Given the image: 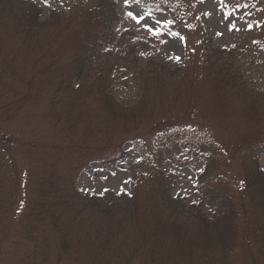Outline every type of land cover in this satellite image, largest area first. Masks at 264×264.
<instances>
[{
  "label": "rangeland",
  "instance_id": "rangeland-1",
  "mask_svg": "<svg viewBox=\"0 0 264 264\" xmlns=\"http://www.w3.org/2000/svg\"><path fill=\"white\" fill-rule=\"evenodd\" d=\"M67 1L0 0V87L27 92L24 82L29 75L44 73L39 77L44 80L41 90H34L26 103L0 91V264H239L242 254L223 253L216 244L208 248L189 244L200 225L186 209L197 204L212 215L213 205L200 201L196 182L204 173V162L187 152L184 142L208 140L214 154L222 155L203 178L205 184L222 188L225 178L237 184L244 181L245 157L240 150L247 149L250 156L252 145L264 138V0H108L118 19L115 29L138 40L141 47L135 52L138 61L121 59V47L117 55L105 56L106 71L114 69L111 94L118 105L128 106L147 93L150 116L132 126L130 133L122 132L121 121L109 117L107 102L96 97L91 81L71 93L79 121L64 139L66 123L53 122L52 100L61 64L72 61L74 28L87 23L69 11L87 13L98 3L69 0L66 10ZM53 12L59 13L55 29H63L59 37L47 27L25 34L29 16L46 23ZM211 44L234 49L243 63L251 65L250 82L234 85L229 97L213 88V71L219 66L211 71L202 68ZM148 62L170 72L161 73L159 89L144 90L135 84L133 71ZM177 68L183 71L179 74ZM64 95L59 93L61 106L66 103ZM204 99L207 108L199 110L196 101ZM122 149L128 151L123 166L113 161L108 166L113 158L122 156L123 161ZM258 164L264 169V155ZM158 167L162 175L154 179ZM50 172L49 180L65 189V199L74 204L60 210V216L55 214L51 223L37 205L39 180ZM77 191L96 195L108 191L99 210L105 208L110 216L85 211ZM166 196L175 205L183 204L179 209L184 210L176 212ZM169 224L180 227L179 235L170 233Z\"/></svg>",
  "mask_w": 264,
  "mask_h": 264
},
{
  "label": "trees",
  "instance_id": "trees-1",
  "mask_svg": "<svg viewBox=\"0 0 264 264\" xmlns=\"http://www.w3.org/2000/svg\"><path fill=\"white\" fill-rule=\"evenodd\" d=\"M42 1L45 2L48 0ZM70 5L71 3L68 0L67 3L64 4L65 9L67 10ZM69 12L74 19L86 21L87 23L79 22L74 28L73 34L76 36V39L72 42V46L70 45L71 48L74 49V51H72V61L69 65L66 64V66L61 64L59 83L57 84L56 94L53 96L52 100L54 105V111L51 114L53 122L65 121L66 131L61 133V135L64 139H68L70 135L65 132L69 130L74 131L78 126L77 121H79L75 116V108H73V106L76 100L73 98L74 96L72 94H74V91H79L86 87L88 82L93 81L96 97H100L107 102L109 117L113 121L114 118L121 121L124 128L122 132L130 133L132 131V126L150 116V110L145 108L148 94L145 92L141 93L138 98H136L135 102L128 106L118 105L119 103L117 104L111 94L114 88L111 85L112 79L110 74L114 69L113 71H106L105 65L108 63V60L105 56L110 57L112 54L117 55L116 52L119 51V47H121L122 52L118 55L122 57L121 59L127 61L135 59L138 61L135 52L141 48L139 46L140 42L138 40H132L130 37L121 36L118 30L115 29L118 19L115 15L114 5H111L108 0H98V3L94 4L87 13L73 10ZM50 16L53 17H49L46 23H39L38 18L29 16L26 19L27 23L23 31L25 34L33 32L39 33L37 32L39 28L43 29L47 27L49 29L52 28L54 37H59L60 33L63 31V29H55L56 26H59V13L53 12ZM80 26H82V28L79 29ZM85 26L86 28H84ZM48 41L49 45L52 46L53 40L50 39ZM67 46H69V44H67ZM205 52L207 54L201 63L202 68L206 69L209 67L211 71L216 66H219L218 70L215 69L213 71L215 74L212 76L215 77L216 83V86H213L214 91L220 94V96L228 95L229 97L230 95L228 93L232 92L234 85L237 86L241 83L246 84L247 81L250 82L251 65L250 63H247L248 65L243 63L239 59V54H237L234 49L218 48L211 44L205 49ZM5 63L9 65L8 62L5 61ZM158 66L159 65L154 62H148L145 68L142 67V69L133 71L132 76L135 77V84L144 90L150 88L159 89L163 81L162 78L159 77H163L162 74H169L170 72L164 67ZM62 68L64 69L62 70ZM158 68L160 70H158ZM46 71H49L47 67ZM176 71L180 74V71H183V69L177 68ZM173 72L175 71L172 70L171 74ZM43 74V70H40L38 73L30 74L27 80H25V77L21 78L25 80L24 83L27 86V92L24 90L23 93H21V88L5 90L4 86L0 87V91L3 92L5 96L12 93L18 96L21 102L26 103L31 99L34 90L37 91L40 89L41 83L44 82V80L39 77ZM50 76H52V74H50ZM164 78L166 79V77ZM75 83H77L76 87L73 86ZM60 92H65L62 99L66 102L64 106L60 105ZM224 100L225 98H221L222 103ZM196 102L198 103L195 104V106H197V108L199 107V110L207 108V100H197ZM255 103L258 104L254 101V104ZM201 120L205 119L201 118ZM136 127L138 126L136 125ZM184 146L187 147V152L194 153L195 155L193 156H199L197 158L204 162V173L196 182V187L198 194L200 193L199 196H202V200L200 201L213 205L212 215H208L207 212L203 210V207L197 204L190 205L188 209L191 211L189 212L188 209H186L185 212L187 214H192L200 225V229L195 233L198 236L194 235L195 237L193 238L191 235L193 242H189V244L194 243L197 247L202 246L204 248L216 244L223 253H237L238 257L242 254L241 258H238L239 264H264V169L258 164L259 157L264 155V138L252 145V151L249 153L250 156L248 155L247 149L240 150V154L243 155V158L245 157L244 166L246 172L244 181L237 184L234 179L229 178L226 180L225 178L223 181H220L222 188H215L210 184H205V181H203V178L207 177L212 169L216 168L213 162L222 158L221 154H219L218 157L214 154V146H210L208 140L198 139L185 141ZM111 149H113V147H111ZM122 153L124 154L123 161L122 156L120 159L113 158L107 163L108 166H110L109 164L112 161L114 165L123 166L126 159L125 157H128V151L122 149ZM246 155L249 156L247 159ZM180 158L188 159L187 157ZM181 159L179 161H181ZM161 161L162 158L158 155V162ZM159 168L160 167H158V169ZM47 174L48 177H44V175L41 176L43 181L39 180L40 196H38L41 197V199H37V205L40 212H46L48 214L47 216L51 219L48 220L49 223H51V221L54 222L56 220L57 215L60 216V210L64 211L66 208L72 209L74 204L72 201L65 199L67 194L65 189L57 185L54 180H49L51 172ZM155 175L156 178L161 177L162 173L160 169L152 175L154 179ZM226 184L230 185L225 188ZM77 192H79L78 199L82 205H84L82 208L85 211L95 212L93 214L103 217L110 216L108 210L105 208H103L102 211L99 210L108 191L104 192L102 195ZM166 198L165 201L168 202L171 208L176 206V212H182L184 210V208L179 209L183 204L175 205V200L170 199L169 196H166ZM164 225L167 227L168 224L165 223ZM169 227L170 233L176 232L177 234L180 230V227L175 224H169ZM229 258L230 256H226L224 261L227 262ZM234 263L237 264L236 261Z\"/></svg>",
  "mask_w": 264,
  "mask_h": 264
},
{
  "label": "snow or ice",
  "instance_id": "snow-or-ice-1",
  "mask_svg": "<svg viewBox=\"0 0 264 264\" xmlns=\"http://www.w3.org/2000/svg\"><path fill=\"white\" fill-rule=\"evenodd\" d=\"M129 16H133V13L130 12V13H129ZM133 18H136V17H133ZM139 19H143V17H142V16L139 17V18H138V22H139ZM149 30H150V31H153V29H151V28H150ZM157 34H159V33H157ZM178 59H179V57H177V60H178Z\"/></svg>",
  "mask_w": 264,
  "mask_h": 264
}]
</instances>
